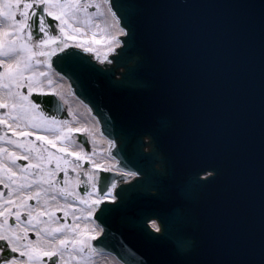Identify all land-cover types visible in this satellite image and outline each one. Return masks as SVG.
Instances as JSON below:
<instances>
[{
    "label": "water",
    "instance_id": "water-1",
    "mask_svg": "<svg viewBox=\"0 0 264 264\" xmlns=\"http://www.w3.org/2000/svg\"><path fill=\"white\" fill-rule=\"evenodd\" d=\"M116 4L131 28L124 52L139 57L124 77L130 85L92 63L71 81L109 133L127 140L120 154L125 167L145 173L106 218V245L129 264H261L264 0ZM41 102L69 119L58 97ZM145 135L164 156L163 176L158 167V174L148 170L155 158L138 147ZM206 168L214 170L206 182L190 183ZM149 217L163 219L170 233L179 224L188 247L178 249L170 235L154 239L144 223ZM104 244L102 237L98 246Z\"/></svg>",
    "mask_w": 264,
    "mask_h": 264
},
{
    "label": "snow or ice",
    "instance_id": "snow-or-ice-1",
    "mask_svg": "<svg viewBox=\"0 0 264 264\" xmlns=\"http://www.w3.org/2000/svg\"><path fill=\"white\" fill-rule=\"evenodd\" d=\"M105 7L116 31L98 40L97 31L106 28L96 18L104 16ZM122 19L116 0H0V264H93L105 251L98 244L107 232L106 218L125 201L133 181L145 175L116 160L114 139L107 144L115 163L89 159L95 151H86L88 141L82 138L88 133L94 141L90 130L71 127L70 120L48 112L41 102L55 96L68 103L55 78L78 79L92 59L102 66L114 63L117 47L124 44L120 37L131 32ZM101 42L103 55L94 46ZM95 70L111 72L109 67ZM67 87L75 95L71 82ZM67 115L73 116L71 108ZM74 136L81 138L79 151L71 150ZM140 147H147L144 155L150 157L153 137ZM201 171L190 183L206 182L214 174L213 169ZM101 172L110 176L102 178ZM147 224L154 239L170 235L178 249L188 247L179 224L171 233L159 217Z\"/></svg>",
    "mask_w": 264,
    "mask_h": 264
},
{
    "label": "bare ground",
    "instance_id": "bare-ground-1",
    "mask_svg": "<svg viewBox=\"0 0 264 264\" xmlns=\"http://www.w3.org/2000/svg\"><path fill=\"white\" fill-rule=\"evenodd\" d=\"M97 21L100 23V26L102 29L106 28V31H97V39L102 40V38L107 35L114 33L116 31V24H115V19L111 15L110 12H107L104 14L103 17H97ZM91 33H89V36ZM98 45L103 51L102 54H104L106 50V46L103 42L96 44ZM57 80V85H59V90H66L65 95H66V100L69 102V108L72 109L73 112V119H72V125L71 127H84L90 130L92 133V136H94V141L92 137L89 136L88 133H85L88 137L89 144L91 145V150L95 151V155L93 156L92 160H95L97 163H102L104 166H109L110 164H113L116 162V160L111 159V156L108 154V144H107V139L106 136L100 134L96 119L92 111H89V107L83 105V102L81 99H74L73 94H71L69 88L67 87L68 80H59V78H55ZM73 151H79L80 147L76 146L74 149L71 148ZM91 150H88L91 151ZM103 150V151H101ZM89 165L87 163L86 166H83L84 168H87ZM70 175H73L70 172ZM58 216H61L62 213H57ZM70 218V217H69ZM68 218V222L71 223V220ZM85 222L81 221V226L83 227V224ZM97 260L103 259V258H108L110 264H123L119 262L118 260L114 259V254L112 253H100L97 254ZM46 264L47 260H46ZM99 264H105L104 262H101Z\"/></svg>",
    "mask_w": 264,
    "mask_h": 264
},
{
    "label": "rangeland",
    "instance_id": "rangeland-1",
    "mask_svg": "<svg viewBox=\"0 0 264 264\" xmlns=\"http://www.w3.org/2000/svg\"><path fill=\"white\" fill-rule=\"evenodd\" d=\"M89 11H95L94 9H90ZM103 11H104V13H107L108 12V10H107V8L105 7L104 9H103ZM95 47H96V49H97V51H99L100 53L102 52L101 50V48L100 47H98L97 45H94ZM65 90H62V93L64 94V98L66 97V95H65ZM67 104H69V102L67 103ZM71 121V123H70V126L72 125V119L70 120ZM10 134V133H9ZM74 139H76V137L74 136ZM76 146H79L80 147V145L76 142V143H74V144H72L71 145V148H75ZM93 151L91 150V151H89V153H92ZM93 158V155L92 156H90L89 157V159H92ZM22 163H26V161H21ZM20 163V162H19ZM54 166V165H53ZM51 167V166H50ZM61 175V177H62V174H60ZM58 215V214H57ZM102 262H104L105 264H110V262H109V260H108V258H103V260H102Z\"/></svg>",
    "mask_w": 264,
    "mask_h": 264
}]
</instances>
